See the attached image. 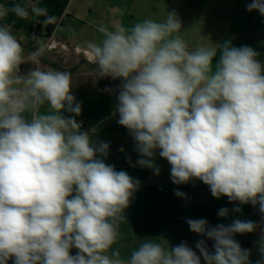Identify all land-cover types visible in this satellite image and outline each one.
Segmentation results:
<instances>
[{
    "label": "clouds",
    "instance_id": "obj_1",
    "mask_svg": "<svg viewBox=\"0 0 264 264\" xmlns=\"http://www.w3.org/2000/svg\"><path fill=\"white\" fill-rule=\"evenodd\" d=\"M247 10L264 16V0H252ZM9 13L50 19L44 7L0 4V20ZM97 31L102 39L88 49L99 78L121 81L115 111L139 157L129 164L159 175L158 153L171 166L173 184L202 181L214 198L258 205L264 217L260 54L230 41L190 50L175 11L163 21L114 30L100 24ZM40 51L25 55L0 24V264H252L250 250L234 237L257 224L241 219L215 226L188 219L193 233L214 241V251L197 241L199 255L186 241L170 247L145 239L127 257L114 247L140 181L105 162L109 144L95 142L75 119L82 108L71 73L41 67ZM28 61L34 66L22 72ZM241 212L222 207L218 216ZM258 245L255 264H264V233Z\"/></svg>",
    "mask_w": 264,
    "mask_h": 264
},
{
    "label": "crops",
    "instance_id": "obj_2",
    "mask_svg": "<svg viewBox=\"0 0 264 264\" xmlns=\"http://www.w3.org/2000/svg\"><path fill=\"white\" fill-rule=\"evenodd\" d=\"M17 2L46 8L50 19L33 15L20 19L9 13L0 20V24L10 27L22 44L25 55L41 50V67L71 73L72 94L82 108L81 114L75 117L84 124L81 130L87 131L95 142L109 144V155L105 160L107 164L113 165L117 171H126L140 181L139 189L125 210L127 223L121 226V238L114 247H118L122 255L127 257L145 239L168 243L170 247L186 241L199 255L195 248L197 241L204 239L210 251L214 241L193 233L186 222L188 219H206L209 226L241 219L257 224L255 232L236 234L234 237L242 247L249 236H253L248 250L249 259L255 264L260 259L258 241L264 233V217L259 212V206L230 203L224 196L214 198L209 187L199 180L183 185L173 184L170 179L171 166L158 153L155 163L160 169L159 175L154 174L152 169L130 165L129 159L134 165L139 157L132 136L118 123L119 116L115 111L121 81L99 78L88 49L90 42L99 43L102 39L97 31L100 24L114 30L116 25L130 27L144 19L163 21L168 12L175 11L182 22L180 34L190 50L230 41L233 47H252L260 54L258 59L264 62V16L256 10H247L252 0H0V4L9 8ZM30 23L43 30L34 42L27 36ZM49 24L55 26V38L71 47L70 52L44 50L49 38L46 35ZM75 48L79 51H75ZM218 59L219 52L213 65ZM33 66L28 61L21 65V70L26 72ZM106 88L112 91H105ZM175 190L186 196H176ZM235 206H239L242 212L230 213L227 218L218 216V210L222 207L231 209ZM76 252L73 248L70 254L75 255ZM8 264H13V261L9 260Z\"/></svg>",
    "mask_w": 264,
    "mask_h": 264
},
{
    "label": "trees",
    "instance_id": "obj_3",
    "mask_svg": "<svg viewBox=\"0 0 264 264\" xmlns=\"http://www.w3.org/2000/svg\"><path fill=\"white\" fill-rule=\"evenodd\" d=\"M55 26L53 24H49L46 27V32H47V37H50L53 32H54ZM43 30L40 28V26H34V24L30 23L27 26V36L30 38L31 42H34L38 37L42 35ZM253 242V236L250 235L247 242L242 246V249H248ZM212 251L213 249V244H211ZM203 264V261H202Z\"/></svg>",
    "mask_w": 264,
    "mask_h": 264
},
{
    "label": "built area",
    "instance_id": "obj_4",
    "mask_svg": "<svg viewBox=\"0 0 264 264\" xmlns=\"http://www.w3.org/2000/svg\"><path fill=\"white\" fill-rule=\"evenodd\" d=\"M44 50H47L49 52L60 51L63 53H67V52L71 51V47L68 44L63 43V42L59 41L58 39H56L54 36V32H53V34L48 38V40L44 46ZM74 50L77 52L79 51L78 48H75ZM80 124H81V129H82L84 127V124L83 123H80Z\"/></svg>",
    "mask_w": 264,
    "mask_h": 264
}]
</instances>
